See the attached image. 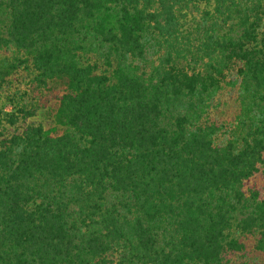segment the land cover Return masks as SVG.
I'll return each instance as SVG.
<instances>
[{"label": "trees", "instance_id": "trees-1", "mask_svg": "<svg viewBox=\"0 0 264 264\" xmlns=\"http://www.w3.org/2000/svg\"><path fill=\"white\" fill-rule=\"evenodd\" d=\"M0 264H264V0H0Z\"/></svg>", "mask_w": 264, "mask_h": 264}, {"label": "rangeland", "instance_id": "rangeland-1", "mask_svg": "<svg viewBox=\"0 0 264 264\" xmlns=\"http://www.w3.org/2000/svg\"><path fill=\"white\" fill-rule=\"evenodd\" d=\"M196 14H197V15H196ZM195 15H196V17H192V16L190 17V18L192 19V22H193L194 20H198L199 14L195 12V13L193 14V16H195Z\"/></svg>", "mask_w": 264, "mask_h": 264}]
</instances>
